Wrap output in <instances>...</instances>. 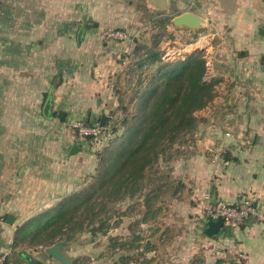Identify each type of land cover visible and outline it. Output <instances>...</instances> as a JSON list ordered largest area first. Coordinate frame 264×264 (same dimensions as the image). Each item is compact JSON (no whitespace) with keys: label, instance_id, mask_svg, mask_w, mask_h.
Instances as JSON below:
<instances>
[{"label":"rangeland","instance_id":"rangeland-1","mask_svg":"<svg viewBox=\"0 0 264 264\" xmlns=\"http://www.w3.org/2000/svg\"><path fill=\"white\" fill-rule=\"evenodd\" d=\"M146 3L153 11L139 0H0V78L4 77L6 82L11 76L39 74L42 77L53 75L58 79L84 72L95 81L93 69L103 64L99 56L110 60L102 67L106 72L104 86L106 93L111 94L112 91L121 102L118 108L109 109L104 119L109 118L111 124L112 116V123L118 128V137L113 147L105 152L102 148L106 143L94 141L87 145L90 154L100 153V158L106 159L118 148L120 136L130 123L148 106V89L152 86V90L160 83V69L179 63L197 52L207 63L204 49L209 44L214 48L221 44L233 46L229 56H223L218 48L214 57L218 65L238 52L234 44L236 39L229 35L227 26H218L222 29L217 31L212 21L206 22L208 14L202 9L204 0H196L197 7L194 9L204 23L193 31L172 24L177 11L164 13L172 5L170 0H146ZM187 6L189 4L184 3L183 8ZM232 7L230 0H224L222 12L226 19L234 15ZM80 29L84 34L78 43ZM113 29L126 31L129 39L125 42L106 40L103 33ZM96 46L100 51L95 52ZM252 83L251 79L227 82L224 95L216 103H211L213 105L208 104L201 109L202 112L198 111L200 126H208L211 137L220 136L215 143L207 141L202 147V152L208 154L205 157L209 163L216 161L220 167L226 162L223 157L225 152L230 155L229 162L233 163L234 157L242 159L243 152L254 146L252 134H256L254 142L257 137H264V129H259V126L248 127L245 131L235 128L236 123L251 118L264 120V101L257 98V91L251 88ZM10 85L11 82H6L7 88ZM18 85L15 82L16 88ZM44 101L45 98L43 104ZM5 102L8 104L5 110L8 111L0 113V121L7 120L12 124L18 120L22 125L17 130L4 129L5 135L16 134L17 142L32 147L41 161L55 155L57 159L65 156L63 152L57 156L59 143L71 135L70 123L82 119L63 121L54 115L52 125L47 126L40 124L47 123L42 115L43 106L31 114L12 107L11 99H5ZM81 117L85 119L86 115ZM124 119L130 123H124ZM193 133L179 137L168 146L146 171L139 184L140 191L131 195L130 190H121L118 195L100 197L94 207L95 217L87 213L79 217L82 229L73 233L69 231L70 241L63 245V255L69 259V264H121L122 257L130 258L129 264H264V257L260 258V255L264 256V239L259 240L261 236L254 231L251 223L231 228L224 226L226 230L222 229L217 237L208 238L202 230L207 220L204 209L209 202L205 199L198 206V212L190 211L183 205V195L188 194V187L178 188L180 181L173 175L172 165L193 151ZM224 133H228L229 138L222 139ZM251 152L264 160V143L256 145ZM53 163L59 165L57 169L54 167L56 171H52ZM60 165L62 162H50L48 168L51 170L45 180L52 184L54 193L50 192L49 184L45 185L44 191L48 192L43 197L41 194L34 195V201H60L65 193L80 192L95 181L101 167L98 171L85 170L79 177L68 174L66 168ZM69 173H73L71 169ZM246 197L251 196H242L240 200ZM146 199H149L148 202ZM43 211L41 208L29 211L18 209L13 210V214L24 223L31 215ZM45 248L24 244L16 249L6 248L0 251V262L6 259L9 264H26L18 255L24 250L41 264H61L48 257L44 253Z\"/></svg>","mask_w":264,"mask_h":264},{"label":"crops","instance_id":"crops-1","mask_svg":"<svg viewBox=\"0 0 264 264\" xmlns=\"http://www.w3.org/2000/svg\"><path fill=\"white\" fill-rule=\"evenodd\" d=\"M139 1H142L147 9L153 11V8L147 5L146 0ZM170 2L172 5L164 13L175 10L177 12L174 17L184 12L196 13L194 10L197 7L196 0H170ZM230 2L235 13L228 19L222 12L224 10V0H204V7H202L208 14L205 19L206 22L212 21L216 25L217 31L222 29L218 26H227L229 35L236 39L234 44L238 50V52L232 54L233 58H226L222 61V64L218 65L215 64L214 58L218 48L221 49L220 53L223 56H229V50L233 46L221 44L219 47L214 48L209 44L204 49L207 61L212 64L214 78L219 80L218 85L222 89V94L216 95L212 103H216L224 95L227 82L232 80L244 81L246 79L253 81V87L251 88L257 91V98H262V101H264V34L261 35L259 32L260 28L264 30V0H230ZM184 3H188L189 6L183 8ZM79 33L81 38L84 31L80 29ZM80 38L78 41L77 35L78 43ZM97 51H100V49H95V52ZM99 60L103 64L93 69L95 81L88 74L84 75V72H82V75L76 72L73 77L60 76L58 79L53 75L42 77L39 74H35L30 77H8L6 82H11L12 85L7 88L4 77H1L0 113L8 111V109L5 110L8 106L5 99H11L12 107L34 114L36 109L44 107L46 100L50 98V111L55 116L58 112H63V121L82 119L88 123H94L101 120L102 117L105 118L106 112L109 109L112 111L118 108L121 100L112 91L111 94L106 93L104 86L106 72L102 67L104 63L110 60L108 61L106 57L101 55ZM15 82L19 83L17 88ZM151 87L148 90H151ZM258 100L257 103L260 104L261 101ZM257 109L259 110L258 106ZM82 115H86V118L83 119ZM52 118L45 117L47 123L40 122V124L50 126L52 125ZM8 122L7 120L0 121L2 126L0 131L3 130V132H0V251L6 248L11 250L15 230L23 223L17 215L13 214V210L25 209L29 211L36 208L46 210L59 202L58 200L52 202L51 200L46 201L43 199L34 201L36 200L34 195L41 194L40 196L43 197L48 192L44 191L45 185L49 184L50 192L53 191L52 184L45 181L49 177L51 170L48 168L50 162H62L60 166L65 167L68 174L80 177L85 170L93 169V171H98L97 161H99L98 153L93 155L87 151L88 144L81 146L75 144L72 133L59 143L60 150L57 156L61 152L65 156L57 159L55 155L41 161L39 156H35L32 147H29L26 143L17 142L18 137L16 134L13 132L10 136L4 134V129L17 130L22 126L18 120L12 121V124ZM200 125L197 123L195 134L193 133V138H195L192 144L193 151L185 157L177 159L175 164L173 163L174 165H172V173L180 181V187L182 189L185 186L188 187V194L183 195V205H186V209L190 211L198 212V206L205 202L207 195L210 197L211 203L221 200L238 203L241 201L242 196H251L260 212L258 221L252 224V228L254 231L259 232L261 236L259 240L264 239V160L251 152L256 145L264 143V137L262 139L257 137L256 142H254L256 138L254 137L252 141L254 146L250 147L248 152H243L242 159L239 158L237 160L234 157L236 160L233 163L226 161L219 167L218 162L215 161V163L211 164L206 160L205 155L207 156L208 154L202 152V147L207 141L215 143L220 136L211 137L210 134L212 132L209 134V127ZM256 126H259V129H264V120L261 122L260 119L251 118L249 121L235 124V128L238 127L241 131H245L248 127ZM221 138L227 139L229 137L222 135ZM74 145L79 147V151L71 155L69 151ZM58 166L57 163H53L52 171L55 168L57 169ZM70 169L73 173H69ZM31 185L36 188V191ZM72 193L75 192L73 191L69 194ZM69 194L65 193L63 197ZM8 215L14 217L13 225L6 222ZM262 257L264 256L260 255V258Z\"/></svg>","mask_w":264,"mask_h":264},{"label":"trees","instance_id":"trees-1","mask_svg":"<svg viewBox=\"0 0 264 264\" xmlns=\"http://www.w3.org/2000/svg\"><path fill=\"white\" fill-rule=\"evenodd\" d=\"M159 72L162 76L160 83L149 90V104L146 109L132 123L124 119V123H130V127L120 136L118 148L106 159H101V154H97L100 162L97 170L101 167L95 181L80 192L67 195L55 206L30 217L17 227L11 249H16L20 244L28 247H48L63 242L65 245L71 238L69 231L73 233L82 229L79 218L81 215L87 213L92 217L96 216L94 207L98 198H109L111 194L118 195L124 190H130L128 192L131 195L140 191L139 184L145 178L146 171L157 162L168 146L174 144L179 137L191 135L196 130L198 118L194 113L213 102L218 79L211 78L208 82L203 80L206 61L200 52L191 54L179 63L165 66ZM141 107L142 104L139 109ZM112 122L111 116L113 137L107 140L102 148L103 152L110 150L118 137V128ZM104 123L109 124V118ZM92 142L93 139L87 138L84 143L77 145H89ZM223 157L226 161L230 159L226 152ZM148 200L146 199L147 202ZM253 204L257 206L254 200ZM129 262L130 258L122 257L121 264ZM3 264L9 263L4 259Z\"/></svg>","mask_w":264,"mask_h":264},{"label":"built area","instance_id":"built-area-1","mask_svg":"<svg viewBox=\"0 0 264 264\" xmlns=\"http://www.w3.org/2000/svg\"><path fill=\"white\" fill-rule=\"evenodd\" d=\"M103 37L111 42H125L129 39L130 35L126 31L113 29L103 33ZM166 56L167 55H165V57ZM211 78H214L212 64L210 61H207L206 73L203 80L208 82ZM215 92L217 95L222 94L220 85L215 86ZM197 114L199 113L197 112L195 115ZM69 128L77 143H84L87 138H91L95 142L107 143V140L113 137L110 123L101 125L99 121L90 124L84 121H76L70 123ZM224 135L229 137L228 133ZM206 200L209 202H207L208 204L205 205L204 209L207 219L216 220L221 217L225 227L231 228L243 224H253L258 221L260 216L259 209L253 204L252 198L243 199L238 205L226 203L224 201L211 203L208 195L206 196ZM0 264L3 263L0 262Z\"/></svg>","mask_w":264,"mask_h":264},{"label":"water","instance_id":"water-1","mask_svg":"<svg viewBox=\"0 0 264 264\" xmlns=\"http://www.w3.org/2000/svg\"><path fill=\"white\" fill-rule=\"evenodd\" d=\"M203 23H204V20L193 12H184L180 15L175 16L172 19V24L175 27L186 28L192 31L199 28ZM263 31L264 30L262 28L259 29V32L261 35L264 34ZM79 38H80V33L78 34V41H79ZM50 106H51V101L49 98L46 100L45 105L43 107V115L47 118L54 117V113L50 111ZM56 117L58 119H63L64 113L60 111L56 114ZM104 121L105 119L104 117H102L100 124L103 125ZM254 137L255 135L252 134V141L254 140ZM78 151H79V147L74 145L70 149L69 153L72 155ZM13 221H14V217L12 215H8L6 222L11 225ZM223 227H224V223L221 217H219L216 220L208 219L203 224L202 234L208 238H212L216 236L223 229ZM63 245H64L63 242H57L51 246L46 247L44 249V253L48 257L58 261L61 264H69V259L66 256H64L62 252ZM18 255H20L23 258L26 264H41L39 261L35 260L31 255L26 253L24 250L19 251Z\"/></svg>","mask_w":264,"mask_h":264}]
</instances>
